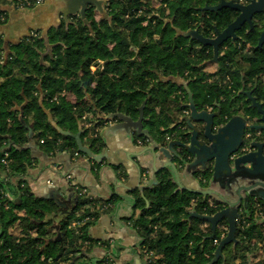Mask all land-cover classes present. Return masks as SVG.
Masks as SVG:
<instances>
[{
	"label": "trees",
	"instance_id": "trees-1",
	"mask_svg": "<svg viewBox=\"0 0 264 264\" xmlns=\"http://www.w3.org/2000/svg\"><path fill=\"white\" fill-rule=\"evenodd\" d=\"M17 1L0 0V173L4 174L0 177V264H89L85 255L76 254L74 243L85 240V236L74 234L69 219L78 210L82 217H97L95 208L113 204L114 199L79 198L76 208L58 226L60 238L54 237L48 216L59 212L57 203L35 196L23 178L33 165L34 155H83L77 150V133L83 144L99 153L102 142L98 128L104 125V116L121 112L137 118L143 101L144 116L149 118L144 122L151 124V132L159 136L173 133L185 122L167 129L173 118L164 111L189 110L182 104L188 101L189 93L178 80L187 81L198 110L207 105L217 107V124L225 115L236 114L226 102L237 98L239 88L253 90L258 100L264 101V86L259 81V75L264 74V44L258 46L261 27L249 29L245 25L237 31L239 39L225 41L219 47L218 61H213L211 46L179 32L197 28L202 35L212 37L224 29L236 11L202 10L220 0H165L166 8L158 19L155 17V24L151 19L143 24L144 17L133 14L123 17L129 8L139 5L137 0H109L98 19L94 7L88 6L84 18L70 16L69 21L62 20L46 32H29L8 44L2 30L8 22V9H21ZM247 43L246 50L251 49L252 55L245 58L249 67H243L244 74H240L237 56L242 54L237 46L242 48ZM97 60L103 61V67L92 72L90 67ZM212 64H216V72H206L207 65ZM226 75L232 88H228ZM244 109L255 114L253 108ZM85 114L90 122L95 121L91 127L81 124ZM56 127L72 135H64ZM176 132L180 140L187 137L180 130ZM202 175L206 178L210 171ZM159 182L146 192L149 206L139 198L141 213L134 222L141 243L158 257L154 264H228L250 246L252 238H263L264 222H258L254 201H250L239 210L236 240L225 245L222 256L215 259L216 248L228 231L226 219L218 222L213 236L211 224L190 216V210L212 215L223 205L217 201L210 204L192 192L175 191L164 173ZM108 260L97 264H109Z\"/></svg>",
	"mask_w": 264,
	"mask_h": 264
},
{
	"label": "crops",
	"instance_id": "crops-1",
	"mask_svg": "<svg viewBox=\"0 0 264 264\" xmlns=\"http://www.w3.org/2000/svg\"><path fill=\"white\" fill-rule=\"evenodd\" d=\"M235 1L239 2V0ZM62 10H68V6L62 0H45L33 9L9 8L8 22L2 30L4 40L8 44H12L20 37L28 35L29 32H46L50 28L56 27L60 21L64 20ZM238 39L239 37L236 40ZM247 47L245 46V49ZM223 48H226V45ZM245 51L241 53V56L239 55L240 57L237 56V61L247 69L249 64L245 58L252 55V50ZM205 70L215 73L217 66L216 64L207 65ZM252 95H254L253 92ZM247 103H250V100H247ZM165 112L173 118V122L167 129L177 125L183 115H181L183 111L179 112L173 108H170L169 111L165 110L164 114ZM156 113L159 114V108ZM161 117L164 115L161 114ZM147 118L145 117L144 120ZM114 123L116 121H105L104 125L98 128V136L102 142L100 152L106 151V155L101 161H91L85 155H74V153L46 155L43 152H37L34 155L32 167L23 178L35 196L52 199L54 202L55 199L67 201L70 204L69 208L73 203L76 208L79 198L88 196L91 199H109L112 197L114 203H109L107 209L98 211V216L84 225L85 240L80 239L77 244L74 243L77 248L76 254L85 255L89 264H97L104 258L109 259V264H143L142 239L138 226L134 225L141 213L139 198L144 199L146 207L149 206L146 192L160 183L159 178L162 173L174 185L175 191L192 192L190 189L210 191V194L195 193L210 204L217 201L224 207L220 197H224L228 201L235 200V198L224 182L225 179H213L211 172L204 178L202 172L205 170L197 168L194 171L191 166H187L174 156L171 159L167 158V155L160 152V148L151 143L148 137H139L133 132L115 126ZM144 127L157 142L165 141L166 144L172 140H180L177 130L187 131L182 130L178 125L177 130L173 133L167 132L164 136H159L158 133L151 132L150 123L144 122ZM174 148L177 149V147ZM171 161L173 162L172 166L169 165ZM166 165L168 166L166 167ZM173 166L176 167V173ZM206 171L210 170L206 169ZM66 174L71 175L72 184L75 183L85 189L86 195H78L72 184L65 179ZM238 186L236 185L233 191H237ZM250 201L263 202L264 200L250 196L246 202L242 201L241 207ZM73 210L70 209V212ZM67 215L68 213H62L59 210V212L48 216L52 219L54 237H59L58 226ZM73 218L74 216L69 221ZM258 222H264V217L258 218ZM162 230L164 233L168 232L167 229L162 228ZM64 245L67 248L69 243H64ZM249 245L246 246L245 251L240 252L228 264H264V233L263 238H252ZM62 263L66 264V262Z\"/></svg>",
	"mask_w": 264,
	"mask_h": 264
},
{
	"label": "water",
	"instance_id": "water-1",
	"mask_svg": "<svg viewBox=\"0 0 264 264\" xmlns=\"http://www.w3.org/2000/svg\"><path fill=\"white\" fill-rule=\"evenodd\" d=\"M48 1V0H47ZM68 6V10H62L64 21H69L70 16L80 15L84 18L85 10L88 6H93L95 11L103 13L104 0H62ZM223 8H230L237 12L236 17L224 29L217 30L214 37H206L202 35L197 28L179 33L196 39L203 45H209L213 50V61H218L219 47L228 39L234 42L239 36L237 31L245 25L252 29L258 25L261 27L258 46L264 44V20L259 15L264 14V0H248L247 3H240L235 0H220L217 4L204 6L202 10L219 11ZM263 24L261 25L260 23ZM183 84L188 95L189 115L185 117L184 122L187 124L188 131L185 140H172L168 144L161 141L157 142L144 127V107L145 101L139 106V115L136 119L116 112L104 116L105 121H116L115 126L135 133L137 136H146L151 143L160 148V152L167 155L171 159L174 156L177 160H181L187 166H191L192 170L197 168L201 170L209 169L213 179H225L224 182L228 186L230 192L233 193L235 200L228 201L224 197L220 200L224 203V208L212 215L200 214L192 211L190 216L197 219L207 221L213 229V236L218 222L226 219L228 223V231L222 238L216 248L215 259L222 256V249L225 245L231 243L235 239L236 221L239 216V210L242 201L246 202L250 196H255L264 200V141H253L250 143L251 150L243 151L240 149L244 131L247 128L264 131V108L256 97L252 95L253 91H246L241 88L239 94H243L250 100L251 107L256 108L261 114L258 124L248 125L247 119L240 115L229 118L226 122L218 123L216 113L207 109L198 110L192 99V95L188 89L185 80H178ZM56 126V125H55ZM64 135H72L69 131L61 130L56 127ZM186 129V130H187ZM77 144V150L85 155L88 160L101 161L106 155V151L94 153L89 146L82 143L79 133L74 134ZM152 144V145H153ZM153 145V146H154ZM174 147H177L174 148ZM169 165H173L171 161ZM168 165H166L167 167ZM174 167V166H173ZM175 168V169H174ZM176 173V167H174ZM236 185H239L237 191H233ZM190 191L198 194H210V191L204 189H190ZM59 210L62 213H69L73 210L75 203L70 205L67 201L55 199ZM75 202V201H74ZM60 238V231H58ZM212 237V236H211Z\"/></svg>",
	"mask_w": 264,
	"mask_h": 264
},
{
	"label": "built area",
	"instance_id": "built-area-1",
	"mask_svg": "<svg viewBox=\"0 0 264 264\" xmlns=\"http://www.w3.org/2000/svg\"><path fill=\"white\" fill-rule=\"evenodd\" d=\"M44 1L45 0H18L16 5L20 7L21 9H23L24 7L29 6V5L38 6L42 4ZM137 1L139 5L132 6L131 8H129L123 17L129 18L131 14H133L135 17H144L143 24H146L148 20L150 21V19H151L152 24H155L157 21L156 18L158 19V17L160 16V11L165 9L167 5V2L165 0H137ZM239 2L247 3L248 0H239ZM104 3H105L104 5L106 8V5L109 4V0H104ZM214 36L215 34L212 37ZM238 46H240V44ZM96 63H95L96 69L97 68L102 69L103 61L97 60ZM94 71L95 70H93L92 72ZM225 79H226V82L228 83V88H232V81L230 80V76L226 75ZM82 119L83 121H85V123H83L85 127H88L92 124L89 120H86L85 116H83ZM249 134L250 133L247 132L245 136L246 142L243 144L241 148V150L243 151L247 150L250 147V143H249L250 135ZM74 155H79V153L74 152ZM65 179L69 183L71 184L73 183V179L70 174H66ZM72 186L77 191L79 196L86 195V191L84 188L79 187L75 183L72 184ZM86 198L91 199V197H88V196ZM191 202L195 204L196 198H193ZM253 206L258 216L260 218H263L264 217V201L263 202L254 201ZM108 207H109V203H104L95 209L97 212L98 211L100 212V211L107 209ZM78 212L79 210L76 211V215L74 216L73 220L69 221V227L74 232L75 235H79V237H81L83 236V231L81 228H83L87 222L93 221L95 217L93 215L92 216L87 215V216L82 217L80 212L79 213ZM77 216H79V218H77ZM154 228L158 229V226H154ZM28 231L30 234H32V230H28ZM217 242H218L217 239L213 240V244H216ZM190 244L192 243L190 242ZM141 251L143 252V258H144L143 264H154V259L158 258L155 254V251L152 248H149L147 245H144L142 243H141ZM161 264H167V263L164 261Z\"/></svg>",
	"mask_w": 264,
	"mask_h": 264
},
{
	"label": "flooded vegetation",
	"instance_id": "flooded-vegetation-1",
	"mask_svg": "<svg viewBox=\"0 0 264 264\" xmlns=\"http://www.w3.org/2000/svg\"><path fill=\"white\" fill-rule=\"evenodd\" d=\"M259 17H262L263 18V20H264V14H262V15H259ZM262 75H264V74H262ZM262 75H259L260 76V78H259V81L261 82V84H262V86H264V79H263V82H262V80H261V76ZM240 90H241V88H239V90H238V93L236 94V96H237V98L235 97V100L234 101H230V102H226V104L227 105H251V103H246V102H244V101H241V95L242 94H239V92H240ZM246 90V89H245ZM235 91V90H234ZM233 91V92H234ZM247 91V90H246ZM256 99H257V101L258 102H260L261 103V105H263V108H264V101H260V100H258V98L256 97ZM215 104L216 105H220V104H218V103H216L215 102ZM253 109H255V114H253V115H251L250 113L249 114H247V116H243L242 115V113H240V112H238V113H236V114H232V116H235V115H240V116H243L244 118H246L247 119V122H246V124H248V125H254V124H258L259 122H258V119L261 117V114H259L258 112H257V109L256 108H253ZM210 111H214V110H210ZM215 112V111H214ZM232 116H228V115H225V117H224V120H222L221 122H220V124L221 123H223V122H226L229 118H231ZM247 132L248 133H250L249 135H250V142L249 143H252L253 141H264V131H259V130H255V129H250V128H247L245 131H244V136H243V138H242V145H241V147H240V149L242 148V146H243V144L246 142V139H245V136H246V134H247ZM249 151L251 150V148L250 149H248Z\"/></svg>",
	"mask_w": 264,
	"mask_h": 264
},
{
	"label": "rangeland",
	"instance_id": "rangeland-1",
	"mask_svg": "<svg viewBox=\"0 0 264 264\" xmlns=\"http://www.w3.org/2000/svg\"><path fill=\"white\" fill-rule=\"evenodd\" d=\"M105 3H103V9L105 8V5H104ZM95 11V10H94ZM104 13V12H103ZM103 13H101V12H99V11H95V15H96V19H98V18H100L102 15H103ZM232 45H234L235 47H236V44H232ZM249 44L247 43V44H245L242 48L240 47V46H237V48L239 49L240 48V52L242 53V52H246L245 50V46L247 47ZM240 57V56H239ZM97 64V63H96ZM238 66L236 67V69H239L241 72H240V74L242 73V74H244V71H243V66L238 62ZM91 71H93V70H96V65H95V63L93 64V65H91ZM263 79H264V75H262L261 76V80H262V82H263ZM187 82V81H186ZM188 85V84H187ZM243 88V87H242ZM245 89V88H244ZM249 89V88H248ZM242 97L240 98L241 99V101H244V102H246L247 101V97L245 96V95H241ZM187 100H188V98H187ZM188 103V101H185V102H183L182 104L183 105H185L186 106V104ZM247 103V102H246ZM251 108L252 109V107H251V105H232V110H234V111H232L233 113H238V112H240V113H242V115L243 116H247V114H249L251 111H246V109H244V108ZM207 110H214V111H216L217 110V107H214V106H211V105H207L206 107H205ZM235 108H238V110L240 109V108H242L243 110H239V111H237V109H235ZM189 115V110H185V111H183V115H182V118L181 119H184L185 117H187ZM85 117H86V120H89L88 118V115L87 114H85L84 115ZM180 119V122H184V120H181ZM83 123H85V121H82V125H84ZM92 124L90 125V126H88V127H91L92 125H93V123H95V121L94 122H91ZM180 128H182V130H186V128H187V124L185 123V124H183V125H181L180 126ZM187 131H188V129H187ZM183 133H185V132H183ZM186 134V133H185ZM7 156V153H5V157ZM7 159H5V158H2V162L4 163V164H7ZM4 176V174L3 173H0V177H3Z\"/></svg>",
	"mask_w": 264,
	"mask_h": 264
}]
</instances>
